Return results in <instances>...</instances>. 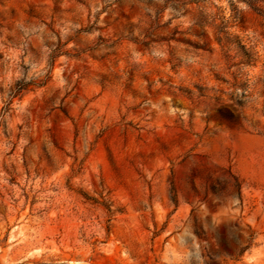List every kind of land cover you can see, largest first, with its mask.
Segmentation results:
<instances>
[{
    "label": "rangeland",
    "instance_id": "374dc122",
    "mask_svg": "<svg viewBox=\"0 0 264 264\" xmlns=\"http://www.w3.org/2000/svg\"><path fill=\"white\" fill-rule=\"evenodd\" d=\"M0 264H264V0H0Z\"/></svg>",
    "mask_w": 264,
    "mask_h": 264
},
{
    "label": "trees",
    "instance_id": "16d2710c",
    "mask_svg": "<svg viewBox=\"0 0 264 264\" xmlns=\"http://www.w3.org/2000/svg\"><path fill=\"white\" fill-rule=\"evenodd\" d=\"M58 47L52 51L50 58H54L55 56H57L58 53ZM44 83L43 82H35L33 80H24V79H20L17 80L12 86H10L7 91H6V96H7V106L4 108L3 113L7 112V110L9 109V105L12 103V100L17 97L22 95L23 93L27 92L30 90V88L32 87H40L42 86ZM234 183L232 185L233 189L236 191L238 198L241 199V195H240V183L232 176ZM87 200H93L90 199L88 197H86ZM172 201L175 203V197H172ZM107 208L108 212H111L109 207H107L106 205H104ZM194 225H195V232L198 236H200V232H202V227L200 226L199 222L197 219H195L194 221Z\"/></svg>",
    "mask_w": 264,
    "mask_h": 264
}]
</instances>
